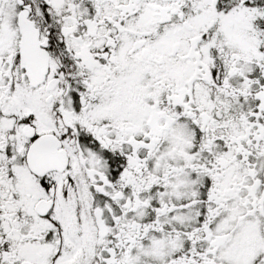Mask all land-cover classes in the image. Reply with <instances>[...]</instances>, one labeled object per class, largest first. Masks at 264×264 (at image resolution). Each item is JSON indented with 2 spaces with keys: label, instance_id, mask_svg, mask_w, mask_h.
Returning a JSON list of instances; mask_svg holds the SVG:
<instances>
[{
  "label": "snow or ice",
  "instance_id": "snow-or-ice-1",
  "mask_svg": "<svg viewBox=\"0 0 264 264\" xmlns=\"http://www.w3.org/2000/svg\"><path fill=\"white\" fill-rule=\"evenodd\" d=\"M0 264H264V0H0Z\"/></svg>",
  "mask_w": 264,
  "mask_h": 264
}]
</instances>
